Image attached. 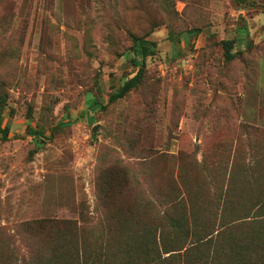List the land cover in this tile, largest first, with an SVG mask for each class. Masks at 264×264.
Here are the masks:
<instances>
[{"label":"rangeland","instance_id":"1","mask_svg":"<svg viewBox=\"0 0 264 264\" xmlns=\"http://www.w3.org/2000/svg\"><path fill=\"white\" fill-rule=\"evenodd\" d=\"M176 182L191 223L223 227L219 255L241 237L264 255V0H0V238L17 258L37 219L74 222L100 264L166 257L189 241L167 221Z\"/></svg>","mask_w":264,"mask_h":264},{"label":"trees","instance_id":"2","mask_svg":"<svg viewBox=\"0 0 264 264\" xmlns=\"http://www.w3.org/2000/svg\"><path fill=\"white\" fill-rule=\"evenodd\" d=\"M226 45L227 43L224 42L223 48ZM139 79L140 70H137L124 82L116 97H120L136 86ZM174 189L177 194L167 204L169 209L167 215L177 209L179 213L174 219L167 217V221L173 226L174 232L180 231L183 236L189 238V241L182 246H177L174 250L165 252L168 254L166 257L160 255L155 244L151 245L149 251L144 252L149 264H264V255L259 254L255 246L249 245L243 237L228 240L224 249L227 250L226 254H220V256L218 253L223 250L219 247L223 227L218 225L207 227V225L196 223L195 220L191 223V211L184 212V192L181 190L180 183L176 182ZM189 216L190 223L187 219ZM186 221L189 226L186 225ZM17 229L28 240L26 244L28 256L26 259L22 257L18 259L16 248L0 238V264H39L45 254H52L55 257L58 255L56 260L61 264H65L67 260L71 264H100L102 248L98 246L92 252H88L81 241L80 228L74 222L37 219L21 223ZM210 253L211 256H209Z\"/></svg>","mask_w":264,"mask_h":264},{"label":"water","instance_id":"3","mask_svg":"<svg viewBox=\"0 0 264 264\" xmlns=\"http://www.w3.org/2000/svg\"><path fill=\"white\" fill-rule=\"evenodd\" d=\"M96 129H97V127L95 126V127L92 128V131H95Z\"/></svg>","mask_w":264,"mask_h":264}]
</instances>
